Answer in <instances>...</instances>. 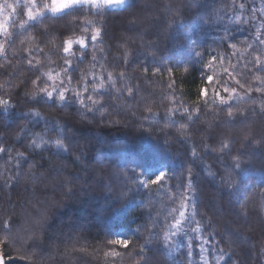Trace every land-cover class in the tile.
Here are the masks:
<instances>
[{
  "label": "trees",
  "instance_id": "16d2710c",
  "mask_svg": "<svg viewBox=\"0 0 264 264\" xmlns=\"http://www.w3.org/2000/svg\"><path fill=\"white\" fill-rule=\"evenodd\" d=\"M5 2L15 5L16 0H0V5ZM128 5L102 21L88 17L103 24L102 51L96 50L100 63L114 74L123 71V84L134 90L131 98L126 91L119 98L105 96L107 112L95 119L91 114L82 118L78 106L26 102L24 96L25 91L34 90L31 81L39 73L28 69L21 58L23 50L38 44L43 52L35 53V58L42 61L43 69L59 71L61 34H80V27L71 21L86 13L45 19L27 31L10 27L18 34L8 63L0 68V85H4L0 97L11 99L17 107L7 123L0 119V136L14 144L13 135L27 123L19 113L35 108L46 118L69 125L70 153L59 157L50 151L35 153L23 164L19 177L16 168L6 163L7 156L0 159V239L8 220L14 241L0 244V255L7 264H188V258L182 260L162 240L165 224L172 223L168 213L187 195L195 198V219L203 228L197 234L200 239L193 242L191 264H204L201 245L207 249L203 256L208 264H217L221 250L225 260L220 264H264V93L256 91L261 86L256 77L264 78V72L254 66L257 56L264 60L260 43L264 0H128ZM25 18L17 8L11 19L18 25ZM204 20L207 24L201 26ZM226 32L228 39L222 40ZM125 49L130 53L126 64ZM193 51L203 53L199 64L189 63ZM217 54H223L225 61L217 62L216 71L238 97L232 102V119L226 106L211 99L205 103L199 95L206 86L202 70ZM90 60L91 50L84 63L74 61V83L91 68ZM157 68L161 71L153 74ZM123 84L118 81L117 87ZM174 107L192 112V119L177 114L175 123H169L167 110ZM182 125L186 126L184 136L177 132ZM43 126V121L29 125L36 132ZM223 142L229 148L220 152ZM236 160L240 169L234 166ZM143 161L166 165L167 181L147 189L133 183L131 170L139 172L136 165ZM29 163L35 167L29 169ZM136 229L139 232L133 235ZM110 230L126 232L132 240L129 248L116 249L120 255L115 258L105 256L112 248L107 244ZM150 231L159 236L141 253ZM30 235L33 239L27 244L19 239Z\"/></svg>",
  "mask_w": 264,
  "mask_h": 264
},
{
  "label": "snow or ice",
  "instance_id": "6c2138e0",
  "mask_svg": "<svg viewBox=\"0 0 264 264\" xmlns=\"http://www.w3.org/2000/svg\"><path fill=\"white\" fill-rule=\"evenodd\" d=\"M128 0H16L15 5L5 2L0 5V15H4V21L0 22V59L5 61L4 64H0V68L6 66L9 61V49L15 43V36L18 34L16 31H10V27L13 29L18 28L20 31H27L29 28L35 27L37 24H41L45 19L60 20L66 16H72L74 13H86L79 20L73 17L71 24L80 27V34H76L75 31L71 33L61 34V44L59 51L63 54V66L59 71L53 68H48L46 71L42 67V61L35 58V53L43 52V49L38 44H33L29 48L23 50L22 59L26 60L28 69L34 73H39L32 79L33 91L24 92L26 102H36L37 104L43 102L46 105H54L59 108H69L72 106H78L77 111L82 118H87L89 114L95 119L96 115L99 114L104 117L107 108L104 102L105 96L114 95L119 98L123 91L127 92L129 98L134 94L132 87L127 84H123L126 80V75L123 71L115 73L109 71L100 60L97 58L96 50L99 49V45L102 43L103 35V24L98 23L95 19L88 18L98 17L100 21L110 12L123 10L125 7H129ZM241 9L244 8V4H240ZM17 8L22 9V15L26 17L17 25L12 16L17 15ZM7 9H11L10 14H5ZM264 11V10H262ZM207 24V21H202V25ZM259 29H257V39H259ZM222 40L228 39L227 32ZM261 44H264V40H260ZM235 48V45H230ZM55 47V45H54ZM91 50V68L87 72H81L79 79L76 83L73 82V75L71 74L74 70V61L84 63ZM102 51V49H99ZM235 54V53H233ZM13 56L17 55L16 52L12 53ZM129 51L125 49L123 53V59L125 64L128 62ZM193 59L189 62L191 64H199L203 59V53L193 51L190 53ZM106 58V57H105ZM48 62L52 63L51 58L47 57ZM225 57L223 54H217L211 56L205 69L203 71L202 79L205 83V87H202L199 91L200 98L207 103L209 99L212 100L213 104H219L226 106L228 111L227 115L229 119L234 117L232 111V102L237 99L236 89L230 88L226 85V81H222L220 74L216 71V64L219 62L221 65L224 63ZM229 64L232 68L235 65ZM99 66L100 71H93L92 69ZM255 69L257 72H264V60H261L259 56L255 58ZM145 73L148 68L145 67ZM161 69H155L153 74L160 72ZM171 71V69H169ZM187 71V68H185ZM228 72V69H224ZM231 76V73H228ZM260 81V87L256 88L257 92L264 93V78L260 76L256 77ZM121 82L123 87H117V83ZM23 83V82H22ZM240 87V81H236ZM4 87V85H0ZM171 87V85L169 86ZM211 93V95H210ZM225 93L227 95H222ZM172 103L176 101L173 98ZM17 107L11 99H4L0 97V119L7 123L9 117L13 115V110ZM150 112L151 109H148ZM179 114L181 116H187L188 120L192 119L193 113L187 109L181 111L179 107L169 108L166 114V120L169 123H175V116ZM20 116L27 120L23 126L19 127V130L15 132L12 139L15 141L14 144H7L3 136H0V159H4L7 156L6 163L12 164L16 168V176H20V169L24 163H28L30 157L35 153H42L45 151L53 152L56 156H61L66 153H70V137L66 135V129H69V125L66 122L59 120H52L46 118L40 111L35 108H29L27 111L19 113ZM30 118V119H29ZM149 119L150 117H144ZM151 118H155V114ZM43 121V130L40 132L33 131L29 125H38ZM118 123V122H116ZM50 132H55V137L49 136ZM177 132L184 136L186 134V126L182 125L181 128L177 129ZM24 150L21 151L16 145ZM206 149L208 146H205ZM15 155L13 156V149ZM229 148L227 142H223L219 149L220 152ZM27 153V154H26ZM192 156L195 158L197 152L195 147L192 149ZM82 155V153H81ZM80 156L75 157L76 161L80 160ZM235 159V158H234ZM235 168L240 169L241 165L238 160L235 162ZM35 165L29 163V169L34 168ZM140 169L139 172L136 169H132V177L130 178L133 183L139 187L147 189L150 185H162L168 179V169L166 165L159 162H148L143 161L136 165ZM209 174H212L211 172ZM214 175V174H213ZM191 173H189V178ZM228 183H231L229 178ZM6 187L10 185L6 184ZM188 190L192 189L191 179L187 185ZM191 207V212H189ZM178 213V215H173ZM172 216V223L165 224V230L163 232L162 240L165 248L182 247L187 244L186 256L189 258L188 264H191L192 246L195 240L200 239L197 235L202 233L203 228L199 220H196V206L195 198L185 195L179 202L178 208H173L168 213ZM167 220V217H165ZM195 226L192 227L191 225ZM158 222H153L152 227L156 228ZM188 225V227H186ZM4 235L3 239H0V244L7 245L10 242H14L11 237V225L8 220L3 223ZM139 232V229L134 230L133 235ZM189 232L192 236H189ZM110 239L107 240V244L111 245L112 248L105 253V256L118 257L120 252L116 249H127L132 243L131 236L126 232L110 230ZM159 233L150 231L148 239L145 244L141 246V253L148 247L153 239H156ZM188 237L187 241L184 240ZM19 239L27 244L28 240H32L33 236L19 237ZM207 243V241H205ZM201 260L204 264H208L204 258L203 253L207 251L202 245L200 246ZM225 260L223 250L221 255L217 257V264L220 261ZM2 264V261H0Z\"/></svg>",
  "mask_w": 264,
  "mask_h": 264
},
{
  "label": "rangeland",
  "instance_id": "374dc122",
  "mask_svg": "<svg viewBox=\"0 0 264 264\" xmlns=\"http://www.w3.org/2000/svg\"><path fill=\"white\" fill-rule=\"evenodd\" d=\"M189 212H190V210H188ZM187 239H188V237H186L185 238V241H187ZM173 250H175V252H176V254L177 255H179V257L181 256V259L182 260H185V259H187L188 257L186 256V252H187V244H186V247H183V248H181L180 249V247H174V249ZM180 250V251H179ZM191 251H192V249H191ZM192 253H193V251H192ZM191 262H192V256H191ZM188 260H189V258H188Z\"/></svg>",
  "mask_w": 264,
  "mask_h": 264
},
{
  "label": "water",
  "instance_id": "95a60500",
  "mask_svg": "<svg viewBox=\"0 0 264 264\" xmlns=\"http://www.w3.org/2000/svg\"><path fill=\"white\" fill-rule=\"evenodd\" d=\"M0 261H2V264H7L6 259L0 255Z\"/></svg>",
  "mask_w": 264,
  "mask_h": 264
}]
</instances>
